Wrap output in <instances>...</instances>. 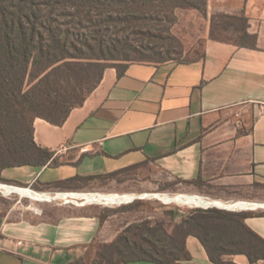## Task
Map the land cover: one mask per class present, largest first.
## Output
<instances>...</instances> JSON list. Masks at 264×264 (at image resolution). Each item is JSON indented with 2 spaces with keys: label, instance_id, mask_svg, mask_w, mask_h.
<instances>
[{
  "label": "crops",
  "instance_id": "1",
  "mask_svg": "<svg viewBox=\"0 0 264 264\" xmlns=\"http://www.w3.org/2000/svg\"><path fill=\"white\" fill-rule=\"evenodd\" d=\"M207 11L244 13L256 47L209 38L206 55L198 60L131 62L122 75L118 68L107 67L99 86L62 125L35 119V141L55 151L61 164L7 167L3 183L33 191L69 190L90 181L71 180L76 176L103 175L148 161L168 180L201 177L203 185L188 184L194 193L212 185L234 191L217 196L220 200L239 197L236 201L257 204L236 212H263V204L240 192L264 183V0H207ZM16 195L18 202H39L42 212L14 216L17 203H8ZM0 196V264H71L103 229L97 214L88 211L46 218L44 209L50 206L73 207L59 197L32 199L3 189ZM94 204L84 207L90 210ZM244 222L264 238V215L248 216ZM187 248L192 259L183 264H218L197 236H188ZM224 260L251 264L241 253L227 254Z\"/></svg>",
  "mask_w": 264,
  "mask_h": 264
},
{
  "label": "trees",
  "instance_id": "2",
  "mask_svg": "<svg viewBox=\"0 0 264 264\" xmlns=\"http://www.w3.org/2000/svg\"><path fill=\"white\" fill-rule=\"evenodd\" d=\"M179 8H195L206 15L207 0H0V181L7 182L2 177L7 167L61 164L55 151L35 141V119L62 125L99 86L107 67L118 68L119 75L125 73L129 63H103L120 59L104 55L105 48L122 45L127 52L137 49L132 37L149 36L147 22L174 14ZM240 18L242 41L229 42L256 47L255 36L248 32L247 17L243 13ZM97 49V53H88ZM148 49L157 52L154 47ZM205 55L203 52L192 60ZM75 69H79L75 80L64 86V76ZM98 176H76L71 180H93ZM182 182L197 186L205 183L201 177ZM145 204L148 203L135 200L131 206ZM148 210L150 217L129 224L112 242L104 243L105 252L92 264H183L192 259L187 248L190 235L201 240L215 263L234 264L225 261L224 256L240 253L246 254L251 264L264 260V238L244 222L248 216L264 215V211L166 205ZM158 210L162 217L156 223L152 215ZM97 216L102 223L105 216ZM166 223L174 225L172 232L162 229ZM96 244L101 243L94 240L90 246ZM71 264L89 263L80 257Z\"/></svg>",
  "mask_w": 264,
  "mask_h": 264
},
{
  "label": "rangeland",
  "instance_id": "3",
  "mask_svg": "<svg viewBox=\"0 0 264 264\" xmlns=\"http://www.w3.org/2000/svg\"><path fill=\"white\" fill-rule=\"evenodd\" d=\"M150 35L144 38L143 36L132 37L134 44L137 45V49L131 50V52L125 51L122 47H112L110 50L105 48L104 55L107 57H120L118 60H104L105 65H117L122 66L131 62L140 61H153L155 63H179L182 61L192 60L201 53H203L205 42L207 39H218L224 41H242V27L243 22L240 16L230 15L225 13H214L212 15L203 14L200 10L195 8H179L176 9L174 14H163L159 20H152L147 22ZM148 46L156 48L157 52H151ZM90 50L88 53H97ZM158 53H162L165 58H160ZM79 73V69L71 70L64 76L62 84L66 86L69 82L73 83L74 77ZM69 79V80H68ZM68 80V82H66ZM3 183V182H2ZM17 186V185H15ZM20 186V185H18ZM25 188V186H20ZM74 189H49V190H37L40 192H69V193H88V194H105V193H133L137 195L143 194H156V193H170L180 194L188 193L200 194L212 199L220 200L217 196H232L234 191L223 189L221 187L205 186L202 188L203 193H194L187 183L182 182L179 179L168 180L167 176L159 171V168L150 162H143L141 164L129 166L115 172L107 173L98 176L90 181H83L74 185ZM242 195L252 198V202H257L264 205V183H255L253 187L247 190H242ZM238 196V195H234ZM1 197V196H0ZM86 197L71 196L68 205L71 208H53L50 206L45 210L46 218H57L65 212H90L100 216H105L102 226L103 229L97 238V242L94 246H88L84 250L81 257H84L89 264L99 261L104 250V243L113 241L117 235L131 223H141L147 217H150L148 208H158L160 205L181 207L183 209H196L199 207L183 205L178 203L167 204L169 202L157 198H136L135 200L145 201L148 204L142 206H131V202L117 204V205H105L94 202ZM19 197L12 196L10 198V204L14 203L16 207L12 210L14 216L18 217H31L32 213L42 212L43 208L39 205V202L32 201L28 198L21 199L18 202ZM224 202L241 200L239 197L224 199ZM57 203H62L60 199L55 200ZM95 203L90 210H86L84 204ZM245 202V201H241ZM55 203V202H52ZM204 207V206H203ZM212 206L210 208H213ZM226 209L225 207H222ZM85 209V210H84ZM264 209V208H263ZM228 210V209H227ZM161 213L156 211L154 216L152 215V221L158 223ZM162 229H167L172 232L174 225L166 223ZM163 232V231H162Z\"/></svg>",
  "mask_w": 264,
  "mask_h": 264
},
{
  "label": "bare ground",
  "instance_id": "4",
  "mask_svg": "<svg viewBox=\"0 0 264 264\" xmlns=\"http://www.w3.org/2000/svg\"><path fill=\"white\" fill-rule=\"evenodd\" d=\"M0 189L5 191H15L23 194L24 196L30 197L32 199H51L59 197L61 199L70 200L71 196H82L86 197L94 202L105 204V205H117L122 203H127L135 200L136 198H157L166 201H174L176 203H183L186 205H197V206H215V207H225L228 210L236 211L240 209H246L251 207H256L255 203L241 202V201H218L212 198H205L196 195H181V194H169V193H157V194H143L137 195L133 193H105V194H88V193H62L57 194H48L46 192H38L23 188L20 186L6 185L5 183L0 182ZM85 198V199H86ZM54 200V199H53ZM88 202V201H87ZM89 203V202H88ZM259 205V204H258Z\"/></svg>",
  "mask_w": 264,
  "mask_h": 264
},
{
  "label": "built area",
  "instance_id": "5",
  "mask_svg": "<svg viewBox=\"0 0 264 264\" xmlns=\"http://www.w3.org/2000/svg\"><path fill=\"white\" fill-rule=\"evenodd\" d=\"M52 193V192H51ZM62 193H69V192H67V191H65V192H62ZM157 194V193H156ZM170 194V193H169ZM181 195H188V193H180ZM192 195H196V196H200V197H205V198H209V197H206V196H203V195H200V194H192ZM134 201V200H133ZM163 201V200H162ZM164 203H167V204H172V203H176V202H174V201H169V202H165V201H163ZM178 204H183V203H178ZM183 205H186V204H183ZM190 206H195V207H199V208H204V209H207V208H210V207H208V206H197V205H190ZM212 207V206H211ZM217 208H219V207H217ZM221 209H224V208H221ZM227 210V209H226ZM18 244L19 245H23L24 244V241H19L18 242ZM0 245H1V237H0Z\"/></svg>",
  "mask_w": 264,
  "mask_h": 264
}]
</instances>
